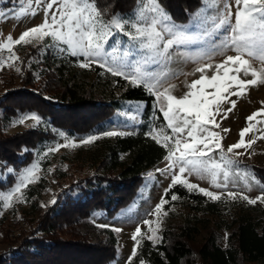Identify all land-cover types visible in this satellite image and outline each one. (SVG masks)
Segmentation results:
<instances>
[{
	"label": "trees",
	"instance_id": "trees-1",
	"mask_svg": "<svg viewBox=\"0 0 264 264\" xmlns=\"http://www.w3.org/2000/svg\"><path fill=\"white\" fill-rule=\"evenodd\" d=\"M94 2L102 19L110 20L115 14L132 17L138 0ZM159 3L173 22L184 23L200 7L201 0ZM13 52L20 70L6 78L1 76L0 83V172L11 169L13 174L0 180V190L14 184L16 173L34 159L35 149L53 141L57 131L69 136L99 134L126 105L140 104L142 109L135 133L97 141L95 154L85 160L91 170L88 175L69 177L62 183L64 174L57 167L51 170L58 189L54 201L43 206L32 202L29 218L34 221L15 236H4L0 264H109L118 255L117 233L95 225L92 214L99 212L111 219L134 202L146 180L144 173L166 155V150L143 131L147 125L165 129L163 115L155 109L153 95L144 86L133 85L97 66L77 70L74 56L59 58L47 49L42 51L39 45L15 46ZM22 113L37 115L42 124L4 134L8 120ZM237 166L264 185V166ZM47 170L45 162L39 181L25 191L27 199L44 190ZM173 193L178 197L175 201L171 200ZM162 197L168 201L162 211L183 209L191 216L187 214L180 222L164 227L157 243L138 240L133 246V264H264V205L254 210L243 205L240 197L212 200L180 184L167 195L164 191ZM227 216L232 217L231 225L222 228L216 220ZM208 220L213 227L206 226ZM220 229L228 231L224 245L216 232Z\"/></svg>",
	"mask_w": 264,
	"mask_h": 264
},
{
	"label": "rangeland",
	"instance_id": "rangeland-1",
	"mask_svg": "<svg viewBox=\"0 0 264 264\" xmlns=\"http://www.w3.org/2000/svg\"><path fill=\"white\" fill-rule=\"evenodd\" d=\"M138 3L133 11V15L135 12L139 11ZM228 3L231 4L232 12L234 14L236 10L234 0H201L200 7L194 12L200 13L199 20H193L192 15L184 23L174 22L176 25L186 29V35L196 37L197 39L195 43L181 45L178 49H170V52L173 54L170 60L156 58V60L153 61L149 59L151 54L147 50L141 51L138 45L133 46L132 42L123 35H116L113 39H110L108 45H106V50L111 52L113 50V45H115L116 51L114 55L118 59L123 57L124 50H130L132 55L126 60L128 66L124 68L125 72L131 73L133 71L132 66L139 63L143 66V70L148 73V83L156 85V91L163 92L165 89L170 88L171 95L181 98L189 91L187 86L194 80L200 78L201 74L197 72L196 69L201 63H212L215 65L222 63L228 55H236V52L231 48L223 47V42L228 36L227 28L217 30L213 24V22L217 20V17L223 14L224 5ZM5 4H8V6H3ZM32 9H36V15L34 16L28 14ZM0 10H4L7 13L4 18L0 19V59L4 61V64L0 65V83L1 76L6 78L8 74H16L18 72L17 56L13 52L15 46L24 47L27 45H39L42 47V51L47 49L51 51L52 55L59 58L70 55L68 51H60V47L67 48L66 45H60L59 47L51 46L50 36L44 37L43 41H40L34 36L26 38V41L31 40L30 43L21 42L20 44H15V40H17L24 31L44 22L45 13L43 5L37 8L34 3L29 6L27 0H25L24 4H20L18 0H10L8 3L0 2ZM53 10H55V6ZM22 11L25 14H21ZM232 22L234 23V15ZM204 33H206V35L202 36ZM9 36L13 38L11 44H9L7 39ZM4 45H8V47L5 48L3 47ZM210 53L213 54L211 60L208 59V54ZM201 57H203L202 60L200 59ZM75 59L77 60V70L89 69V67L81 68L79 66L84 60L82 56H75ZM108 59L111 61V57ZM145 60H148L147 64L144 63ZM197 60H200V63H197ZM252 63L253 67L257 69L264 67V65H261L258 61H252ZM91 66L99 67L95 63L91 64ZM99 68L105 70L102 67ZM206 71L209 76L214 74V70ZM222 72L223 70H221V75ZM231 74L233 73H230V75ZM121 77L124 78L123 76ZM240 78L252 79L253 77L250 74L247 77H244L241 72ZM140 85L144 86V84ZM204 87L206 92L213 91L208 85H205ZM192 91L196 90L193 89ZM153 98L154 107L159 111V106L157 105L156 97L154 95ZM161 100L163 102V97ZM231 101H235V107L229 112L227 110L232 107ZM220 107L221 112L216 116L215 120V123L219 124V127H215L214 125H209V127L212 128L213 131L219 133L220 137H222L220 143L223 152L227 154L230 159L236 161V164L232 165L229 170L227 181L228 187L219 189L214 188L209 183L210 178L201 179L196 175H188L187 173L182 178H187L190 183L197 184L200 188H205L209 191L221 194V196L227 197L224 194L231 190L236 193L247 195L251 199H256L261 193H264V185L243 173V169L238 168L237 163L264 166V111H262L264 110V84L258 83L257 85H250L246 92L240 95H228L227 100L223 102ZM141 109L142 105L140 104L126 105L119 114L111 119L108 128L102 133L90 136H69L63 131H57L56 138L53 141L39 145L34 151V159L31 163L21 168L19 172L16 173L14 184L7 189L0 190V250L3 248L2 242L4 241L3 238L5 235H7V237L10 235L15 236L17 231L20 232L21 230L26 229V226L34 221L29 218L31 213L30 205L33 201H37V203L42 206L49 205L54 201L58 189L56 181L50 174L51 170L54 167H57V169L64 174L62 183L67 182L69 177L88 175L91 170L87 169L85 160L88 157H92L93 153L95 154L97 141L102 137H106L103 134L107 131L135 133L139 129L141 123ZM257 112H260L261 114L251 121L247 119L249 116H252L253 113ZM30 114L31 113L17 114L14 118L9 119L4 128V134H12L42 124L41 120L37 124L36 121L31 119L25 120L24 124L16 123L21 117ZM133 116L135 119L131 118ZM244 128L250 129L244 136L245 146H242L239 149H234L232 153H227L228 147L236 144L241 139L240 132ZM152 129L153 127L151 125H147L143 131L145 132V135H147ZM224 129H228L229 131H224ZM165 132L166 134L171 135V130L166 127V121ZM91 136H96L98 139L87 144L82 143L84 139ZM149 138L152 139L151 137ZM249 141L254 142L249 145ZM56 145H67V147H60L58 150L50 152L49 149H54ZM220 151L221 149H216L211 153L214 160L217 162H219ZM236 153L244 154L236 155ZM45 162L48 163V170L45 171L46 173L43 172L45 173V181H47L46 184L44 183V190L35 196V198L27 199L25 191L28 186L36 185L39 181L38 178L40 174H42L41 167ZM33 165H36V168L28 179L24 181V186L21 187L19 192H14L13 190L16 185L21 183L20 175ZM166 165L167 162L163 158L156 166L146 171L144 173L146 180L140 187L134 202L122 209L113 218L107 219L99 212L92 214V220L95 225L99 227L100 225H107L112 229H121L119 232L116 231L118 238L117 258L109 264H126L133 246L138 240L141 238L149 239L150 236L155 234V239L149 240L157 243L164 227L180 222L187 214L191 216L183 209H173L170 212H167L166 216L163 215L164 211H161L159 214H150L153 213V210L159 204L163 192L171 184V175H162L157 171V169H164ZM9 170L11 169H4L3 172H0V180H2L7 174H13V171ZM150 173L152 174L151 176H149ZM218 182H224L223 173L218 177ZM10 192H12L13 195L11 200L8 201L9 206L5 207V202L2 199V196ZM243 205L250 206L256 210L258 206L264 205V202L257 200L256 204L251 205L245 201V204ZM196 217L204 220L207 219V217L200 215H197ZM223 219L224 220L222 221L218 219L216 220L222 228L225 225H229L232 221L231 216L224 217ZM145 220H148L151 223L144 224L143 222ZM138 226L141 228V235L137 237L136 241H133L132 236ZM206 226L213 227L209 220L206 223ZM216 232L221 236V245H224L228 231L220 229Z\"/></svg>",
	"mask_w": 264,
	"mask_h": 264
},
{
	"label": "snow or ice",
	"instance_id": "snow-or-ice-1",
	"mask_svg": "<svg viewBox=\"0 0 264 264\" xmlns=\"http://www.w3.org/2000/svg\"><path fill=\"white\" fill-rule=\"evenodd\" d=\"M0 2L8 3L10 0H0ZM18 2L24 4L25 0H18ZM234 2L235 13L233 14L230 3L225 4L223 14L219 15L213 24L217 30L227 28L228 36L223 42V47L231 48L236 52V55H228L222 63L215 65L201 63L196 69L201 74L200 78L187 86L189 91L181 98L171 95L170 88L163 92L156 91V85L148 83V73L139 63L132 66L131 73L125 72L124 68L128 66L126 60L132 55L130 50H124L123 57L119 59L114 55L115 45L111 52L106 50L110 39L116 35H123L132 42L133 46L138 45L141 51L147 50L151 54L149 59L153 61L156 58L170 60L173 55L170 49H178L181 45L195 43L197 38L186 35V29L172 21L159 0H139V11L135 12L132 17L125 18L115 14L108 21L102 19L103 14L97 9L94 0H27L29 6L33 3L37 8L43 5L45 19L42 24L24 31L15 40V44L30 43L31 40L26 41V38L34 36L40 41H43L44 37L50 36L51 46L66 45L67 48L60 47V51H68L71 56L84 58L83 62L79 64L81 68L90 67L95 63L113 76H123L133 85L144 84L149 93L156 97L159 111L166 121V127L171 130V135L166 134L164 128H153L147 133L149 137L167 150V155L164 157L167 162L166 167L157 169L162 175H171V184L169 189L165 190V195L172 187L180 184L189 191L197 190L212 200H220L221 194L200 188L197 184L190 183L187 178L182 177L187 173L201 179L210 178L209 183L214 188L228 187L229 170L232 165L236 164V161L230 159L223 152L220 143L222 137L209 125L219 127V124L215 123L216 116L220 114V106L227 100L228 95H240L246 92L250 85L264 84V67L257 69L253 67L252 63V61H258L264 65V0H234ZM54 6L55 10H53ZM6 14L4 10H0V19L4 18ZM21 14L25 13L22 11ZM28 14L36 15V9H32ZM233 15L234 23L232 22ZM199 19L200 13H194L193 20ZM7 39L9 44L13 42L11 36ZM3 47L7 48L8 45ZM212 55L208 54L209 60ZM109 57H111V61L108 59ZM200 59L202 60L203 57ZM196 62L200 63V60ZM144 63L147 64L148 60H145ZM3 64L4 61L0 59V65ZM19 70L17 68V71ZM206 70H214V74L209 76ZM221 70H223L222 75L220 74ZM241 72L244 77L250 74L253 78H240ZM230 73L233 74L230 75ZM205 85L210 86L213 91L206 92ZM193 89L196 91H192ZM231 105L232 107L227 110L229 112L235 107V101H231ZM260 114V112L253 113L247 119L251 121ZM131 118L135 119L134 116ZM27 119L36 121L37 124L40 122L37 115L30 114L21 117L16 123L24 124ZM249 130V128L241 130V139L236 144L229 146L227 153H232L234 149L245 146L244 136ZM224 131L229 130L224 129ZM125 134L124 132L107 131L103 135L114 137ZM96 139L98 137L91 136L84 139L82 143L87 144ZM253 142L249 141V145ZM60 147H67V145H56L49 151L58 150ZM216 149H221L219 162L215 161L211 155ZM243 154L236 153V155ZM35 168L36 165H33L20 175L21 183L16 185L14 192L20 191L24 186V181L28 179ZM221 173L224 177L223 183L218 182ZM151 175L150 173L149 176ZM12 195L13 193L10 192L2 196L5 207L9 206L8 201L11 200ZM224 195L231 199H236L239 196L251 205L256 204L257 200L264 202V193H261L256 199L231 190ZM177 199L178 197L173 193L171 200ZM166 203L168 201L161 197L159 204L150 214L161 213ZM163 215L166 216L167 212H163ZM143 223L150 224L151 222L145 220ZM100 227L108 226L100 225ZM113 230L121 231L119 228ZM140 235L141 228L138 226L132 236L133 241H136ZM149 239L154 240L155 234ZM135 256L136 248L134 247L128 264H133ZM140 264H144V262L141 261Z\"/></svg>",
	"mask_w": 264,
	"mask_h": 264
}]
</instances>
